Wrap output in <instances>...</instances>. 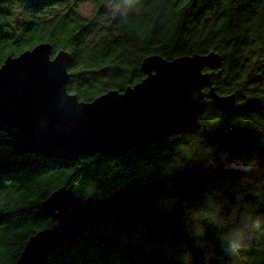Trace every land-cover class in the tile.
I'll list each match as a JSON object with an SVG mask.
<instances>
[{
    "label": "trees",
    "instance_id": "obj_1",
    "mask_svg": "<svg viewBox=\"0 0 264 264\" xmlns=\"http://www.w3.org/2000/svg\"><path fill=\"white\" fill-rule=\"evenodd\" d=\"M85 1L94 4L88 16L80 12ZM41 43L52 45L53 57L72 54L68 91L86 102L141 82L147 57L215 51L223 59L217 92L235 94L236 107L224 111L232 119L223 123H214L219 117L212 110L200 118L220 130L208 135L214 167L207 174L193 172V161L164 172L165 150L182 132L122 157L76 161L12 156L0 145V264H16L29 238L54 224L43 203L60 187L107 198L148 183L149 193L53 251L46 264H185L188 250L192 264H264V132L248 122L250 115L264 118V0H0V67ZM253 162L256 171L245 174ZM209 193L216 194L212 202ZM193 206L219 207L201 237L191 232ZM239 225H247L244 243L233 251Z\"/></svg>",
    "mask_w": 264,
    "mask_h": 264
},
{
    "label": "water",
    "instance_id": "obj_2",
    "mask_svg": "<svg viewBox=\"0 0 264 264\" xmlns=\"http://www.w3.org/2000/svg\"><path fill=\"white\" fill-rule=\"evenodd\" d=\"M72 59L64 50L53 57L52 45L41 43L9 56L0 67V145L9 146L12 156L122 157L169 133L193 131L207 111L236 107L235 94L217 92L223 59L215 51L172 60L147 57L141 82L89 102L68 91ZM219 131L208 129L207 135ZM213 167L209 159L191 164L193 172L204 174ZM150 188L134 184L101 198L97 192L82 197L60 187L43 203L54 224L29 238L16 264H46L53 251L102 226Z\"/></svg>",
    "mask_w": 264,
    "mask_h": 264
},
{
    "label": "clouds",
    "instance_id": "obj_3",
    "mask_svg": "<svg viewBox=\"0 0 264 264\" xmlns=\"http://www.w3.org/2000/svg\"><path fill=\"white\" fill-rule=\"evenodd\" d=\"M211 103V101H205ZM213 114L219 118L214 122L216 124L226 122L232 119L223 110L212 109ZM248 122L254 124L261 132H264V118L258 115H250ZM210 125L206 120L198 121L197 128L189 133L183 134L176 141L172 142L165 150L168 159L163 164V170L167 174L186 167L194 160L209 159L213 154V147L208 142V129ZM242 171L245 174L254 173L256 171L255 162L251 163ZM216 199L215 193H209L207 200L212 202ZM188 218L191 224V232L194 237H201L206 231L207 223L216 222L219 213V207L216 206L209 211L203 206H193L187 210ZM252 225L258 224V221H251ZM247 225H239L233 228L232 234L237 237V242H232L230 247L233 251H239L244 243V234ZM194 253L188 250L185 253V264H192Z\"/></svg>",
    "mask_w": 264,
    "mask_h": 264
},
{
    "label": "rangeland",
    "instance_id": "obj_4",
    "mask_svg": "<svg viewBox=\"0 0 264 264\" xmlns=\"http://www.w3.org/2000/svg\"><path fill=\"white\" fill-rule=\"evenodd\" d=\"M110 9H112V4L111 3H108L107 5ZM94 8V4L90 1H85L81 4L80 6V12L83 14V15H90L92 10Z\"/></svg>",
    "mask_w": 264,
    "mask_h": 264
},
{
    "label": "snow or ice",
    "instance_id": "obj_5",
    "mask_svg": "<svg viewBox=\"0 0 264 264\" xmlns=\"http://www.w3.org/2000/svg\"><path fill=\"white\" fill-rule=\"evenodd\" d=\"M4 203H5V200L3 199V196L0 195V208H3ZM0 255H2V252H0Z\"/></svg>",
    "mask_w": 264,
    "mask_h": 264
}]
</instances>
